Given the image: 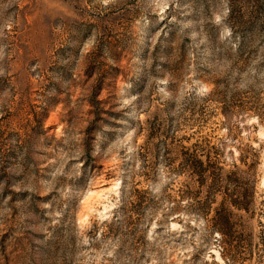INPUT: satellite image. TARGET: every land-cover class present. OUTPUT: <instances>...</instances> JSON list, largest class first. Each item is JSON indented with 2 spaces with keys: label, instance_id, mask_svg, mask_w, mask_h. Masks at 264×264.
<instances>
[{
  "label": "rangeland",
  "instance_id": "rangeland-1",
  "mask_svg": "<svg viewBox=\"0 0 264 264\" xmlns=\"http://www.w3.org/2000/svg\"><path fill=\"white\" fill-rule=\"evenodd\" d=\"M194 142L256 184L223 254ZM0 264H264V0H0Z\"/></svg>",
  "mask_w": 264,
  "mask_h": 264
},
{
  "label": "trees",
  "instance_id": "trees-1",
  "mask_svg": "<svg viewBox=\"0 0 264 264\" xmlns=\"http://www.w3.org/2000/svg\"><path fill=\"white\" fill-rule=\"evenodd\" d=\"M214 148V147H212ZM171 172L175 176H184L179 202H174L170 213L179 210L189 215L207 219L211 230L220 237L222 254L234 247L233 231L235 213L230 208L250 212L255 198L256 184L252 178H245L238 164L226 174L220 165L221 153L206 149L201 142L184 146L175 157H167ZM242 164H248L242 154L239 157ZM178 162L176 165L175 163ZM250 170L253 167L250 165ZM246 179V180H245ZM232 185L233 187L227 186ZM207 186V189H205ZM205 189V190H204ZM206 192L202 196L203 192ZM223 194L222 201L214 207L217 194Z\"/></svg>",
  "mask_w": 264,
  "mask_h": 264
}]
</instances>
